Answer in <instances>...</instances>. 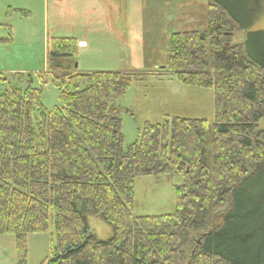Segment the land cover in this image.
<instances>
[{
	"label": "trees",
	"instance_id": "1",
	"mask_svg": "<svg viewBox=\"0 0 264 264\" xmlns=\"http://www.w3.org/2000/svg\"><path fill=\"white\" fill-rule=\"evenodd\" d=\"M207 1L204 37L173 34L158 75L212 89L213 123L166 117L125 148L116 100L152 73L78 71L73 38L48 42L39 74L57 76L59 106L43 105L31 75L0 94V236L16 238L18 264L27 237L54 226L59 254L42 264H264V30L249 31L264 0ZM174 175L175 212L136 216V180Z\"/></svg>",
	"mask_w": 264,
	"mask_h": 264
},
{
	"label": "rangeland",
	"instance_id": "2",
	"mask_svg": "<svg viewBox=\"0 0 264 264\" xmlns=\"http://www.w3.org/2000/svg\"><path fill=\"white\" fill-rule=\"evenodd\" d=\"M100 1L113 12L115 32L127 43H117L113 34H105L95 22L84 21L82 12L92 4L78 0H0V94L11 84L17 86L15 74L31 75L32 86L42 90L43 105L49 110L59 106L57 76L47 74L42 80L39 74L47 73L48 42L52 38L76 37L88 43L86 48H81L84 43L79 42L78 71L136 72L126 70L123 64L125 61L131 66L130 55H141L147 60L141 63L142 69L158 71L141 81H134L130 89L116 100V105L123 108L125 148L137 141L146 123H161L166 117L206 119L213 123L212 89L186 87L173 76L158 75L167 65L173 34L194 30L204 35L208 24V1ZM85 25L90 26L91 32L85 33ZM259 30H264V3L259 19L249 29ZM241 38L239 36L237 40ZM182 184L181 175L138 178L134 214L138 217L173 214L177 208L176 188ZM53 215L57 216L56 208ZM89 228L103 241L108 240L113 232L112 227L97 216L89 217ZM53 248L58 255L56 226L47 233L29 235L26 264H42L45 259L53 257ZM18 261L16 238L1 235L0 264H18Z\"/></svg>",
	"mask_w": 264,
	"mask_h": 264
},
{
	"label": "crops",
	"instance_id": "3",
	"mask_svg": "<svg viewBox=\"0 0 264 264\" xmlns=\"http://www.w3.org/2000/svg\"><path fill=\"white\" fill-rule=\"evenodd\" d=\"M73 1V0H71ZM79 2H83L84 4L88 3V4H92L91 8H87L86 10H83L84 12H82V18H84V21H88L90 24L91 23H96L99 27H101L104 30V33L107 35H114L115 36V40L117 43H127L125 41H123V38H121L114 29V20L112 19V15L113 12H110L108 10V8L105 6V4L103 3V1L100 0H78ZM65 13V11H64ZM84 31L85 33H89L91 32V28L89 25H85L84 27ZM99 32H101L99 30ZM103 33V32H101ZM72 38V37H70ZM73 39L77 40L80 43H85V46H82L81 48H86L88 46L87 40L85 39H80V38H76L73 37ZM133 47V46H132ZM138 54L140 52H137ZM128 61L131 63V66L128 65L125 61H124V65H125V69L126 70H136V72H144V73H152V75H154V72L151 70H146V69H142L141 68V63L143 61L147 62V60L143 57V56H138V55H130L128 56ZM135 67V68H133ZM80 70V68H79ZM83 71V70H81ZM85 72H89V71H85ZM118 72V71H117Z\"/></svg>",
	"mask_w": 264,
	"mask_h": 264
},
{
	"label": "water",
	"instance_id": "4",
	"mask_svg": "<svg viewBox=\"0 0 264 264\" xmlns=\"http://www.w3.org/2000/svg\"><path fill=\"white\" fill-rule=\"evenodd\" d=\"M202 37H204V35H202ZM228 46H229V44H228Z\"/></svg>",
	"mask_w": 264,
	"mask_h": 264
}]
</instances>
